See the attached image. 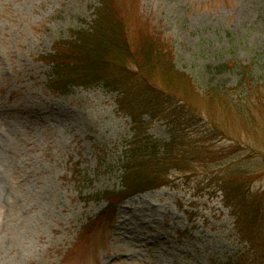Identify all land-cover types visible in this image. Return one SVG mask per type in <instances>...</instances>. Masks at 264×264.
<instances>
[{
	"label": "rangeland",
	"instance_id": "rangeland-1",
	"mask_svg": "<svg viewBox=\"0 0 264 264\" xmlns=\"http://www.w3.org/2000/svg\"><path fill=\"white\" fill-rule=\"evenodd\" d=\"M115 2L132 36L149 27L169 41L200 94L227 93L217 116L234 139L249 134L248 145L262 148L240 163L254 174L252 190L264 191V0ZM97 5L0 0V264H225L247 248L214 161L195 162L188 174L171 170L178 179L125 199L112 220L90 226L108 204L104 192L122 186L131 119L101 87L53 91L43 57L72 29L87 28ZM227 60L248 69L220 72ZM244 117H252L248 129ZM150 133L166 138L165 124L152 121ZM219 133L211 144L235 143Z\"/></svg>",
	"mask_w": 264,
	"mask_h": 264
},
{
	"label": "trees",
	"instance_id": "trees-1",
	"mask_svg": "<svg viewBox=\"0 0 264 264\" xmlns=\"http://www.w3.org/2000/svg\"><path fill=\"white\" fill-rule=\"evenodd\" d=\"M125 21L115 0H99L91 24L72 29L68 38L56 40L53 52L43 57L51 64L48 85L53 91L64 94L74 87H101L116 95L119 110L131 119L121 163L122 186L104 192L108 204L90 226L112 220L125 199L178 179L170 177L171 170L188 174L195 162L214 161L222 173L218 179L222 202L247 248L225 264H264V191L252 190L254 174L240 163L243 158H257L262 148L248 145L249 134L234 139L227 123H221L217 115L218 110H225L227 93L200 94L192 75L177 67L174 49L161 33L141 27L132 36ZM241 64L227 60L217 68L220 72L236 65L248 69ZM251 119H243L247 129ZM154 120L165 124L166 138L150 133ZM201 121L210 128L196 134L193 127ZM216 130L235 143L211 144ZM246 147L249 153H241Z\"/></svg>",
	"mask_w": 264,
	"mask_h": 264
}]
</instances>
